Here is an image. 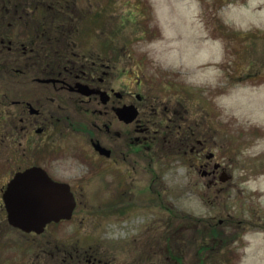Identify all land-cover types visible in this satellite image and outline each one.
I'll list each match as a JSON object with an SVG mask.
<instances>
[{
    "label": "rangeland",
    "instance_id": "1",
    "mask_svg": "<svg viewBox=\"0 0 264 264\" xmlns=\"http://www.w3.org/2000/svg\"><path fill=\"white\" fill-rule=\"evenodd\" d=\"M109 1L94 13L109 15L110 30H120L112 39L120 34L132 56L116 84L136 90V61L159 74L160 88L170 80V102L180 111L170 148L152 146L138 159L126 146L122 163L89 156L73 137L62 157L28 159L21 138L13 144L5 137L9 99L1 87L0 264H51L44 252L76 239L94 244L111 264H264L257 234L264 231V0H132L147 19L124 0L106 8ZM187 123L217 132L210 150L231 182L210 188L191 167L199 160L174 143ZM32 165L70 183L78 201L71 220L41 235L10 226L2 199L14 174Z\"/></svg>",
    "mask_w": 264,
    "mask_h": 264
},
{
    "label": "flooded vegetation",
    "instance_id": "2",
    "mask_svg": "<svg viewBox=\"0 0 264 264\" xmlns=\"http://www.w3.org/2000/svg\"><path fill=\"white\" fill-rule=\"evenodd\" d=\"M105 1L7 0V9L0 10V67H7L9 88L4 95L9 99L4 133L13 144L22 139L19 146L23 147L24 157H62L60 153L67 150L68 140L73 137L81 138L80 146L88 148L89 156L122 163L127 159L126 146L135 148L138 159H143V153L151 151L152 146L170 148V128L174 118L180 117V111L170 102V80L165 82L166 88H160L159 74H150L136 61V90L127 93L116 84L127 75L126 64L131 63L132 56L127 52L128 42L120 34L112 39L113 30H120H110L109 15L94 13L104 8ZM114 1H109L106 8L115 5ZM124 1L122 6L130 10L137 7L139 17L148 18L142 5ZM80 2L87 4L86 9ZM102 35L103 41H99ZM89 90L94 92L88 95ZM126 106L137 110L129 124L116 114ZM181 128L183 137L179 131L175 140L182 139L184 154L199 160L191 167L200 171L201 179L209 181L210 188L217 187V177L224 168L209 146L217 145V132L213 135L211 131H197L189 123ZM96 145L110 151V156L103 155ZM144 156L152 165L153 157ZM34 166L38 165L31 167ZM46 171L54 181L69 184L76 196L70 183ZM222 192L220 187L218 194ZM219 223L223 225L225 221ZM262 231L257 234L264 240ZM73 244L83 245L81 239ZM89 248L84 251L86 255L77 258L78 263L111 264L94 244ZM257 250L261 251L260 245Z\"/></svg>",
    "mask_w": 264,
    "mask_h": 264
},
{
    "label": "water",
    "instance_id": "3",
    "mask_svg": "<svg viewBox=\"0 0 264 264\" xmlns=\"http://www.w3.org/2000/svg\"><path fill=\"white\" fill-rule=\"evenodd\" d=\"M93 92L89 90L87 94ZM116 114L129 124L136 118L137 110L135 106H126L118 109ZM95 147L103 155L110 156L111 152L106 148ZM219 180L225 183L231 180V176L223 171ZM3 201L9 225L36 235L43 234L52 223L71 220L77 207L70 185L54 181L45 169L38 166L18 172L9 182Z\"/></svg>",
    "mask_w": 264,
    "mask_h": 264
},
{
    "label": "trees",
    "instance_id": "4",
    "mask_svg": "<svg viewBox=\"0 0 264 264\" xmlns=\"http://www.w3.org/2000/svg\"><path fill=\"white\" fill-rule=\"evenodd\" d=\"M7 6H8L7 5V0H5V2H4V0H0V10L1 9H7ZM7 78H8L7 67L6 66H1L0 67V86L5 89V92H4L5 94L8 92V89H9L7 84H6L7 83ZM1 91H3V89H1ZM178 140H182V139L175 140L176 144H177ZM183 146L185 148L184 142L182 140L180 142V144H179V148L182 149ZM172 212H174L177 216H179V214H180L178 212H175L174 210H172ZM216 234L218 236V232H216ZM218 237H220V236H218ZM220 238L224 239V236H221ZM195 241H198V239L195 240ZM73 242L74 241H72L71 243L60 245V247H59V249H58V251L56 253H55V248H54L50 252H48V254L45 253V252H44V254L46 255L47 259H50L51 264H80V263H78L77 258L79 256H81V255H86L84 253V251H88L90 249L89 248V244L90 243L89 244H84L81 241V243L84 246L80 245V244L78 246H76L74 244L72 245ZM86 245H87V247H86ZM96 249L99 250L98 248H96ZM77 251H79L80 253H77ZM209 253H214V252L211 250V251H209ZM199 264H202L201 259L199 261Z\"/></svg>",
    "mask_w": 264,
    "mask_h": 264
}]
</instances>
